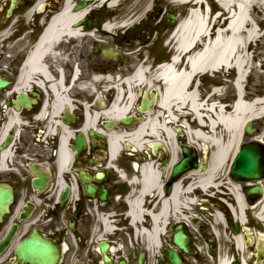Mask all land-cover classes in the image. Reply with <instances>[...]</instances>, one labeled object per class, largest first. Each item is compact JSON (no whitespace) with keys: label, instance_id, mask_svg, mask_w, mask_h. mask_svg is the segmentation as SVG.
Listing matches in <instances>:
<instances>
[{"label":"bare ground","instance_id":"6f19581e","mask_svg":"<svg viewBox=\"0 0 264 264\" xmlns=\"http://www.w3.org/2000/svg\"><path fill=\"white\" fill-rule=\"evenodd\" d=\"M73 1H65L63 9L53 15L38 42L28 53L19 84L26 88L34 80L37 82L41 80L44 85H48V89L52 93L50 122H54L58 118L61 109L65 110L66 107L70 109L71 100L68 95L70 90L72 91L76 87L88 90L92 84H98L100 81V83L106 81L105 84L113 85L112 88L116 90V95L112 104L105 109H95L94 106L86 107L85 120L81 129L82 131L95 129L97 122L101 120L117 121L132 111L135 98L134 89L146 87L150 82L155 81L162 87L156 105L158 111L145 114L142 123L134 129L102 132L107 140L109 162L113 163L123 144L130 145L134 151L139 153L144 151L145 145L159 141L162 143L161 147L164 151L170 155L167 165L169 171L177 163L176 158L179 153L174 135L175 129H172L173 125L179 127L177 132L184 131L189 145H196L195 141L200 140L210 143L216 149L208 168L204 171L193 170L182 176L173 185L172 192L168 197H165L161 190L162 176L158 171L159 167L149 157L140 166L138 174L131 179V185L139 186L136 194L125 199L130 207L129 216L134 227L135 237H141L146 245V250L155 256L160 252L162 237L166 235L165 227L171 218L175 222H183L187 225L188 217H185L184 213L189 210V206L193 202L191 196L197 191L193 190L199 189L207 194L210 188L222 185L220 182L216 183L215 173L231 152H237L238 145L243 140L241 135L243 125L247 121L264 118V94L250 102L241 101V94H239L232 104L231 111L227 113L216 106L218 102L222 103L215 98L218 91V89H214L216 87L212 89V94L209 97L200 100L202 97L199 94V82L195 85L196 78L201 74H210L215 70H222V68H233L238 76L234 86L241 88L247 64L245 53L248 45L259 37L256 31L257 23L250 17V9L254 6L258 7L264 14V0H217L227 12L228 19L225 28L216 32L214 40L210 37L212 35L210 31L213 28L211 26H214L219 16L215 15L213 18H209L208 13L203 14L198 11L196 7L204 3V0H179L184 5L196 7L189 11L187 19L179 23L170 37L173 42V56H175L172 68L160 66L155 73L149 75L142 67H138L131 78L118 80L117 83H114L110 77H95L84 82L80 77L78 78L80 72L75 67L71 71V81L67 88L62 81L64 77L61 69L63 59L68 65L72 54L70 51L74 49L77 41L86 35L94 37L92 32H82L79 28L78 25L85 17L87 10L74 11ZM86 1L94 4L107 3L109 6H113L116 0ZM233 10L236 13L235 17L231 15ZM250 21L251 29L245 33L244 30L248 29ZM104 29L108 32L115 30L110 24L104 25ZM64 42H69L70 46L67 48ZM193 43L195 46H192ZM48 57L56 66L49 67V64L46 63ZM183 58L185 66L181 68ZM56 69L59 71L56 72ZM56 77L57 79H55ZM66 82L65 85H67ZM188 115L193 117L199 128L192 129L191 125L185 122ZM180 119L183 121L178 126ZM56 125L60 126V124ZM60 128L58 171L65 174L71 164L68 141L72 138V132L66 126H60ZM222 136L226 138L225 143L221 140ZM263 136L264 130L260 136L256 137V140L263 142ZM185 179H190L191 182L189 181L182 191ZM229 184L233 188V191L230 190V194L235 202L234 209L240 214L239 217L235 216V221L240 220L243 225V211L247 210V206L243 202L239 186L230 182ZM256 185L263 188V196L251 209L257 208L255 216L259 221L264 222V180L256 182ZM182 195L188 197L182 199ZM147 198L150 199V203H145ZM147 205L149 208L146 210ZM215 208L218 209V207ZM215 216L216 221L220 223L222 221L221 214L216 212ZM142 217H147L145 223L141 225L142 228H135ZM102 223L107 231L112 230L110 222L102 220ZM235 248L238 252L243 251L240 236L235 238ZM229 261L223 260L219 264H229ZM241 264H247L243 258Z\"/></svg>","mask_w":264,"mask_h":264},{"label":"flooded vegetation","instance_id":"af4514ba","mask_svg":"<svg viewBox=\"0 0 264 264\" xmlns=\"http://www.w3.org/2000/svg\"><path fill=\"white\" fill-rule=\"evenodd\" d=\"M36 1L0 0V78L7 82L4 87L0 88V190L12 195L10 202L6 205L7 209L2 210L0 214V247L4 245L5 239L14 230L10 242L0 252V264H28L17 259L16 248L31 236L50 243L52 247L51 264H138L139 254L134 253L137 240L127 241L125 237L128 233H132L125 219L127 211L125 196L129 189L106 169L104 139L100 140L88 135L85 147L76 158H73L63 177L66 183L73 180L75 182L77 197L72 204L66 201L62 206H56L53 211L47 212L46 207L51 204V198L47 197V194L39 196L43 203L40 207L33 205L30 208L26 204V199L32 190L33 169L48 175L45 190L54 180V160L51 162V157L55 153L57 138L49 134L48 125L53 123L50 127L58 135L59 128L55 123L61 121L63 117L61 113L57 122L56 120L50 122L52 95L48 85H44L41 80L39 82L34 80L26 88L19 85L22 79V63L28 46L34 43L42 30L48 12H51L49 8L55 9L53 6L57 4L55 0L54 4L45 0L42 9H36L25 20L24 12L30 9ZM13 2L16 5L11 13L7 14ZM90 21L93 29H97L101 23L96 21L93 14ZM159 22L158 20L157 23ZM166 30H156V33L162 36ZM124 38L113 42L115 43L114 48L121 55L118 59L104 57L101 54V48L104 46L97 50L96 41L85 40L83 48L76 55L81 80L87 82L95 75L105 77L120 71L122 78H129L138 64H143L147 74L151 75L157 64L167 61L170 57L169 51L162 49L154 51V48H157L155 47L156 42L149 43V36L138 40V47ZM99 42L107 43L103 40ZM66 46L68 48L70 45ZM63 65L61 69L64 72L65 82L68 83L71 69L66 63ZM110 77L113 80V76ZM105 82L103 81L98 86V90L101 88L104 105L110 102L109 95L112 94L111 91L110 94L103 93L102 87H105ZM41 87L45 90V95L40 90ZM151 88L158 92L161 91V85L155 81L150 82L146 87L135 89V105L140 104L144 94L149 97ZM22 93H26L29 98L27 107L18 100ZM75 95L72 94V98ZM73 118L74 123L71 127L77 131L81 125V118L78 113H75ZM9 120L10 123L7 125ZM17 121L23 123L19 125L18 134L15 133ZM140 160V156L121 157L117 163L123 165L127 173L131 175V164ZM95 167L96 170L93 169ZM72 169H82L85 172L94 189L92 195H86L80 176L71 175L73 174ZM225 188L221 187L220 196L232 202ZM103 190L106 192L104 200H102ZM43 208L44 213H42ZM220 209L224 211L222 206ZM250 214L249 211L248 215ZM110 217L121 230L120 233L111 235L103 227L102 220L111 221ZM248 228H251V223ZM98 239L102 240L97 242ZM62 243L67 245V252L61 249ZM101 243L107 244L109 250L113 248L106 253L107 262L103 260V255L99 250Z\"/></svg>","mask_w":264,"mask_h":264},{"label":"rangeland","instance_id":"374dc122","mask_svg":"<svg viewBox=\"0 0 264 264\" xmlns=\"http://www.w3.org/2000/svg\"><path fill=\"white\" fill-rule=\"evenodd\" d=\"M54 0H50L52 4ZM57 1V4L53 7L55 9L49 8L51 12H48V17L45 20V23H47L50 15L56 13L59 11L61 4L63 0H55ZM209 5L213 6V9L221 11V9L218 7L217 3L214 0H206ZM75 2V1H73ZM89 7L92 9H95V12L93 11L94 18L97 20L105 18L109 19L111 17H116L117 19L126 21L129 19L128 27H130L128 30H115L111 33H104L105 35H100L95 33L94 37L103 41H107V46L114 48L113 42H115L118 39H121L122 37L127 40H130L131 44L135 47L139 46L138 40L141 38L144 39L147 36H149L148 42H156L154 51H157L158 49H162L163 51H169V55L173 54L172 46L173 42L170 40V35L173 30V28L176 26L178 22H180L184 16L187 10L185 9V5L179 2V0H121L120 5L116 10H108L109 8L105 5H102V3L98 2L94 4L93 2H89ZM101 10L97 11L100 6ZM52 7V6H51ZM172 14L176 16V21L174 24H170L165 19V15ZM222 16L226 17V13L221 11ZM162 16V17H161ZM250 17L252 20L259 25L260 31H258L259 37L256 38L255 41H252L247 48V52L245 53V57L247 59L246 64V71L244 74L243 82L241 85V88H236L234 86L235 78H236V70L233 68H222V70H215L212 73L208 74L205 73L202 76L199 77V94L203 98H205L207 95H209L212 91V87L216 86L219 88L220 95L217 96L215 94V98L217 101H222L224 103H227L228 106L226 107L227 111L231 110L232 103L237 98V95L240 93L243 94L244 100L246 102H250L253 98L261 97L264 94V14L261 12V10L258 9V7H252L250 9ZM160 20L159 23L157 21ZM227 20H223L221 18L217 19L211 32L212 35L210 36L211 39H214L215 32H217V28L225 27ZM133 26L131 27V25ZM45 26V24H44ZM166 30L165 34L162 36L160 33H156L160 30ZM251 29V21L249 22L248 29H245V33H247ZM102 32V30H100ZM90 37L88 35L81 37L74 49L71 51L72 54L70 56V63L69 68H72V66H75L76 61V55L80 53L81 49L84 46L85 40ZM125 42V41H124ZM213 49V47L211 46ZM115 49V48H114ZM31 50V44L28 46L27 51ZM116 50V49H115ZM121 51H125V49H121ZM213 51V50H212ZM211 51V52H212ZM120 53V52H119ZM213 54V53H212ZM168 56V54H166ZM46 63L49 64V67H54V63L50 60L48 57L46 60ZM184 63V58L182 59V64ZM73 64V65H72ZM120 72L115 73L116 75L120 76ZM121 77V76H120ZM94 85V84H92ZM95 86V85H94ZM106 86V85H105ZM106 87H102L107 88ZM97 89V85L95 86ZM94 88V89H95ZM95 89V90H96ZM93 91H87L86 94H78L77 89L70 90L68 95L77 94L75 97L73 96V99H79V101L86 102L87 105L93 104L95 109H98L96 100L93 101V96L90 97L91 94L94 93L96 95L98 92H100L101 88L98 90ZM110 94V93H109ZM89 95V96H87ZM108 96V95H107ZM112 94L109 95V98L111 100ZM72 97V96H70ZM88 99V101H86ZM108 103H106L107 105ZM93 107V108H94ZM158 111V108L155 107L154 111ZM75 113H78L80 118L83 116V110L79 107ZM131 113H135L134 109H132ZM190 118H186V121L191 125L192 129L199 128L197 125V122L194 121L193 117L189 115ZM264 117V116H263ZM264 120V118H263ZM82 122V120H81ZM206 122H208L206 120ZM257 123V121H254ZM98 128V125L96 126ZM205 130V129H203ZM260 135L262 134V131L264 130V126L258 127ZM205 133L207 131H204ZM242 135V134H241ZM259 135V136H260ZM220 137V136H218ZM243 142L245 143L247 141H250L248 137L245 135L243 136ZM222 142H226V138L222 136ZM262 141L264 142V136L262 138ZM198 157H199V166L200 168L207 169L208 166L211 163L212 155L215 152V147H213L210 143L204 142V141H195ZM152 143V142H151ZM178 148L180 147V143H177ZM194 146V145H193ZM53 147V146H52ZM195 147V146H194ZM145 151L151 154V149H149L148 144L144 146ZM162 148V147H161ZM149 149V150H148ZM128 152V151H126ZM161 151L160 149L157 151V159L159 157H162V160H165V163L158 162L156 165L159 167V172L161 173V184L164 185V183L168 180L170 170H167V165L170 159V155L168 152ZM178 157L176 158L177 161L181 159L180 150L178 149ZM130 154H133L134 152H128ZM144 153V152H143ZM143 153H140L143 158H146V155H143ZM139 154V153H137ZM163 155V156H162ZM235 153L231 152L226 159H224V163L222 166L219 167L217 172L215 173V177L217 179L216 183H221L222 186H225V190L227 193H229V197L231 198V201L233 202V196L230 194V190L233 191L232 186L229 184H233L229 178H228V169L229 165L234 157ZM126 157V156H123ZM156 158L155 156H151V159ZM148 159V158H147ZM54 160L53 157H51V162ZM146 159H143L144 161ZM125 172L123 166L119 165ZM200 171V170H199ZM137 174V173H136ZM117 179V178H116ZM118 180V179H117ZM190 181V179H185L182 184V191L185 189L187 183ZM191 182V181H190ZM133 187V188H132ZM131 188L132 190H135V194L137 193L139 186L133 185ZM219 189V186H218ZM213 191H215V188H210L208 190V193L213 195ZM155 193V192H154ZM196 199L199 202V204L194 207L192 210L189 209L187 212L184 213L185 217H188V232L192 236L194 245L199 249L196 256L190 255L187 259V264H219L220 261L223 260H231L232 258L235 260L238 257H243L246 260V263L249 264H264V256L263 260L260 263H257L255 261V255L257 252V245L255 244L256 239L259 238L260 235H262L261 239L264 240V222L259 221L256 218V213L258 211L257 208L251 209V220H249V224L251 223V247L245 249L244 251L238 252L235 248V238L237 236L241 235L240 228L233 224L232 226L229 224L226 227H222V225L219 223V221H216L215 213L219 212V209H216V205H221L222 202H229L225 201V199L218 198L215 194L214 197L210 198L206 195L202 194L201 191L197 189L196 191ZM182 199H186L187 195H182ZM150 199L147 200L148 203ZM206 200H208L206 202ZM230 203V202H229ZM148 206V205H147ZM149 207V206H148ZM146 207V208H148ZM249 217V216H248ZM147 217L144 218V223L147 220ZM234 222V220H233ZM248 225V224H247ZM246 225V226H247ZM262 232L263 234L259 233ZM171 232H167V234H170ZM259 233V234H258ZM128 236L131 238V233H128ZM128 236L126 235V239L128 241ZM250 238V236L248 235ZM120 238L124 239L123 236H120ZM141 239V240H139ZM165 240L163 243V247L160 249V252L155 254V256L152 255L151 252L146 250L145 243L143 242L142 238H138L137 241V248L135 250V255H143L144 264H169L167 262L166 255L164 253V248H172L170 242L168 239L162 238ZM142 241V243H141ZM264 242V241H263ZM255 248V249H254ZM258 249H261V246H259ZM256 250V251H255ZM263 255H264V249H263Z\"/></svg>","mask_w":264,"mask_h":264},{"label":"water","instance_id":"95a60500","mask_svg":"<svg viewBox=\"0 0 264 264\" xmlns=\"http://www.w3.org/2000/svg\"><path fill=\"white\" fill-rule=\"evenodd\" d=\"M86 3L84 1H81L77 9L82 8ZM13 6V5H12ZM168 19L173 20L172 16H167ZM86 30H89L88 23L86 24ZM101 53L105 57H111L115 58L117 57V54L113 52L111 48H106L101 51ZM7 83L5 81H2L0 79V88L4 87ZM151 101L149 102L147 98L144 96L142 99V102L138 108V111L141 113L149 111L154 102H155V93H150ZM19 100L22 102V104L26 105L27 101L24 96L19 98ZM73 121L71 116L68 115L67 117L63 118V122L68 123ZM135 123V120L132 117H122L119 120V123L116 125H113L111 122L105 121L103 122V126L106 129L111 130H118L119 127H130L131 124ZM259 128L264 126V120L259 119L257 121ZM244 135L248 137L249 139L251 137H254L255 135L259 134V130L255 127H253V122L248 121L244 125L243 129ZM90 135L92 133L90 132ZM97 137L101 138L99 134H96ZM182 135H179L178 138H181ZM72 150H76L77 152H80L81 148L85 146V138L82 134H77L75 136V139L72 141ZM155 150V149H154ZM182 159L173 167L171 171L170 181L165 187V195L169 196L172 191V184L176 182L183 174L197 169V154L195 152V149H189L187 147L182 146ZM35 179L32 181V187L33 189H37L38 191L42 190L44 188V182L47 179V175H43L40 172L36 171L35 169L32 170ZM81 174V181L83 184H85L86 187V194L91 195L93 193V187L89 185L88 178L85 176V174L80 171ZM229 178L235 182L240 184H246V183H256L259 181L264 180V145L257 141H247L245 143H242L231 163L230 170H229ZM87 183V184H86ZM67 191L63 193L61 197V202L66 199L67 197ZM242 194L247 201V204L249 206H253L257 201L261 199V196L263 194V189L259 185H252L251 187H246L242 189ZM105 196V192L103 191L102 199ZM251 196V199H250ZM11 194L6 191L0 190V214L2 210H6V205L9 203L11 199ZM174 233L170 236L171 243L182 252V255L180 256L176 250H166L167 258L170 264H185L183 260L185 261L187 259L186 255L188 254H196V250L194 247L190 246L191 238L185 234L184 227L182 224L176 225L174 228ZM242 231L245 233L243 239L245 243V247H247L251 240L248 237L247 229L243 228ZM13 235L12 232L7 236L5 239L4 245L0 247V251L2 248L7 245ZM259 246H261V249H258ZM100 252L103 255V260L105 262L108 261L107 256H105V252L108 249V245L105 243H102L99 245ZM264 244L261 239L257 241V259L260 258L261 254L263 253ZM51 253H52V247L50 246L49 242L38 240L36 238H33L32 236L29 239L24 240L21 242L17 248H16V256L17 259H20L22 261H25L29 264H51ZM139 264H141V256L139 259ZM232 264H238L237 262H234Z\"/></svg>","mask_w":264,"mask_h":264}]
</instances>
